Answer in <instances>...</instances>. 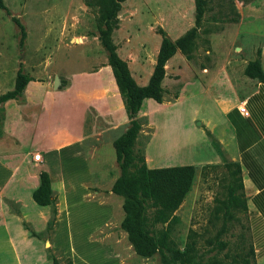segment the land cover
<instances>
[{"label":"rangeland","instance_id":"rangeland-1","mask_svg":"<svg viewBox=\"0 0 264 264\" xmlns=\"http://www.w3.org/2000/svg\"><path fill=\"white\" fill-rule=\"evenodd\" d=\"M1 3L0 95L13 89L17 70L32 78L33 83L26 85L22 99L15 104L26 109L32 107L36 103L29 101L22 105L28 95L45 100L42 99L43 106L23 112L18 131L19 137L37 145L62 134L79 133L81 119L70 112L66 97L58 93L64 89L69 74H76L73 91L85 93L94 85L86 71L107 60L101 38L125 63L139 87L148 82L162 40L171 45L185 40L184 50L176 48L165 63L162 102L146 100L149 104H145L138 116L142 126L133 151L141 150L145 158L144 150L151 135L146 155L152 165L157 163L156 168L174 163L170 150L156 156L155 133H162L165 145L169 132L172 136L178 123L187 121L185 109L179 116L170 111L180 91L200 99L232 90L242 93L248 81L243 70L255 58L257 50L264 68V0H200L198 3L125 0L115 9L112 0H1ZM14 20L22 26L23 35ZM1 106L0 162L11 174L5 186V179L0 177V264H52V260L66 264L67 259L72 264L86 261L89 264H187L186 260L198 259L210 264L225 263L230 259L227 256L248 252L251 245L246 212L226 206L228 188L235 186V167L222 149L219 153L215 151L212 142L216 139L201 124L197 127L202 128L206 145L212 148L217 161L196 166L190 190L175 211L178 221L169 232L174 250L181 252L190 239L195 242L194 249L186 259L167 253L164 263L158 254L140 259L132 250L127 251L126 235L119 227L122 198L110 192L119 175L111 144L127 127L124 112L115 113L111 133L81 142L86 161L82 166L88 170V178L78 182L74 164L68 160L60 169L56 155H51L49 173L54 204L37 215L31 209L37 206L28 193L35 181L38 184L35 173L44 171L46 164L42 158L33 164L31 156L37 152L33 148L25 151L30 153L22 160L25 152L21 154L11 135L5 136L2 130ZM8 122L5 128L12 130L7 132H15L17 124L13 120ZM193 150L185 151L187 160L193 157ZM167 156L171 161H166ZM11 158L15 161L5 164ZM151 212L147 210L149 216ZM60 223L63 224L59 236L55 237ZM78 235L85 239L75 241ZM69 249L76 251L80 263ZM110 253L119 256L117 262L103 261L101 256Z\"/></svg>","mask_w":264,"mask_h":264},{"label":"crops","instance_id":"crops-1","mask_svg":"<svg viewBox=\"0 0 264 264\" xmlns=\"http://www.w3.org/2000/svg\"><path fill=\"white\" fill-rule=\"evenodd\" d=\"M105 60L104 64H98L86 71V75L93 78L95 83L93 86L91 85V88L85 93L73 91L76 74H69L64 89L58 93V95L61 94L66 97L65 104L71 107L72 110L70 112H74L79 116V119H81L79 133L77 134H62V136L58 137L59 134L57 136L58 138H49L42 145L30 143L28 140L26 141L19 137L21 132L18 131H20L19 126H21L23 120L22 114L23 112H29L39 105L43 106L45 100L40 96H25L26 102H23L22 105H24V103L29 104V101L30 104L36 103L33 105L34 107H29V109H26V106L21 107L15 104L19 103L23 96H20L16 100H8L0 104L2 105L1 108L3 109L2 112L4 116V120L1 124L2 130L5 132L4 135H11L12 142L17 146L21 154L28 148H33L39 152L46 164L44 171L48 174L49 180L51 179L49 173V169H51L50 157L53 154L56 155L57 161L60 162V169L64 168L68 160L74 164L75 172H77V181L79 180L78 182H81L84 178H88V170L86 172L85 165L84 168L82 166V163L86 161L84 151L81 148V142L87 138L97 140L102 134L111 133L115 126L113 122L115 113L124 112L111 69ZM259 62L261 70L264 72L261 60H259ZM28 83H33V80ZM71 93H73L72 96L68 97ZM42 99L44 101H42ZM146 100L151 99H144L143 101ZM149 106L151 108L152 105ZM12 107L13 110H11ZM15 107L16 110H14ZM242 107L245 109L246 115L239 113L238 109ZM170 109L173 115L177 114L178 116L186 110L187 121L178 123L177 130L172 136L169 132L165 140V145L162 133L160 135H158L157 132L155 133L156 156L160 155L161 157L165 153V150H170L173 159L172 162H174L171 164L165 163L164 165H158L160 166L159 168L188 165L202 166L215 163L217 157L212 151V148L206 145L202 128H198L197 124H201L203 129L212 134L219 144L220 149L228 156L230 162L237 164L239 167L247 210L246 225L253 251V264H264V82H258L248 78V81L244 84L242 93H237L232 90L205 99H200L192 94L187 95L185 90H182L173 99ZM10 120H13L18 127L17 130L13 128L15 132L12 133L7 132L12 130V128H5V125L9 124L7 121ZM154 132L155 126L153 133ZM169 136H171V138H168ZM151 139L152 136L150 135L144 150V163L148 169H155L157 163L152 165L153 162L151 158H148L146 155V150L148 146H150ZM192 149H194L192 153L193 157L187 160L188 155L185 153ZM197 150L199 153H197ZM194 151L197 154H194ZM29 153L28 151L25 152L22 156V160H25L26 155ZM16 155H19V153L15 154V156ZM165 159L166 161H171L169 160V156ZM8 160L9 161H5V164L13 163L15 158ZM22 160L19 159V162ZM20 167H22V164ZM19 169L16 170V173H18ZM38 173L39 172L35 173V177ZM10 174L11 170L5 168L0 162V177L5 179L4 186L8 183ZM36 187L37 181L34 182V186L28 193L30 197L32 191ZM8 197L17 199L15 196ZM44 208L45 207L39 206L33 208L31 206V209H34L37 215L42 211L41 209ZM91 215H89V217ZM41 222L44 224L43 220ZM62 224L63 223L59 224L55 237L59 236ZM123 234L124 236L126 235L124 232ZM83 239L85 238L80 235L74 238L75 241H83ZM126 249L127 251L132 250L127 240ZM70 252L76 256L78 261L80 260L75 250L71 249ZM101 257L103 261L108 259L111 262L119 258V256L114 253H110L108 256L102 255ZM89 262L90 261H86L84 264H89Z\"/></svg>","mask_w":264,"mask_h":264},{"label":"trees","instance_id":"trees-1","mask_svg":"<svg viewBox=\"0 0 264 264\" xmlns=\"http://www.w3.org/2000/svg\"><path fill=\"white\" fill-rule=\"evenodd\" d=\"M123 1L125 0H112L114 9ZM195 1L198 3L200 0ZM0 8H2L1 0ZM14 22L23 35L22 26L16 20ZM184 41L180 39L171 45L166 39L162 40L148 82L145 86L139 87L130 77L125 63L118 59L111 46L104 38H101V44L107 53V65L111 69L127 119V127L111 144L119 175L113 181L110 192L122 198L123 216L119 227L126 234V240L138 258L148 259L158 254L164 263L167 260L165 256L167 253L186 259L189 252L194 249L195 242L190 239L185 243L181 252L174 250V244L169 239V232L171 226L178 221L175 211L190 190L196 166L148 169L144 163L143 152L141 150L134 152L133 148L142 126L137 115L143 113L145 104L147 106V101L143 100L151 99L157 104L162 102L161 82L164 77L165 63L172 57L176 48L180 51L184 50ZM187 55H185L186 58H188ZM243 75L258 82H264V72L259 62V50L255 58L246 64ZM29 81H32L29 76L17 70L13 89L0 95V104L18 99ZM212 146L219 153L220 146L216 141L213 140ZM232 165L235 167V186L228 188L226 206L227 208H240L245 213L246 204L240 170L237 164ZM37 178L38 184L31 193V200L39 207H52L54 198L48 174L40 171ZM148 209L152 211L150 216L147 214ZM54 212L55 210L52 209V214ZM158 225L159 229L156 228ZM226 258L230 259L225 263L212 261L210 264H253V251L250 246L247 253ZM186 261L187 264H204L200 259L196 262ZM52 264H56L54 260ZM66 264L72 263L67 259Z\"/></svg>","mask_w":264,"mask_h":264},{"label":"built area","instance_id":"built-area-1","mask_svg":"<svg viewBox=\"0 0 264 264\" xmlns=\"http://www.w3.org/2000/svg\"><path fill=\"white\" fill-rule=\"evenodd\" d=\"M239 113L242 114V115H246V111L245 109L242 107V108H239L238 109ZM41 155L39 152H36L34 153L32 156H31V161L34 162V163H39L41 162Z\"/></svg>","mask_w":264,"mask_h":264},{"label":"water","instance_id":"water-1","mask_svg":"<svg viewBox=\"0 0 264 264\" xmlns=\"http://www.w3.org/2000/svg\"><path fill=\"white\" fill-rule=\"evenodd\" d=\"M56 83H57V81H56ZM56 83H55V84H56ZM55 86H56V85H55Z\"/></svg>","mask_w":264,"mask_h":264}]
</instances>
